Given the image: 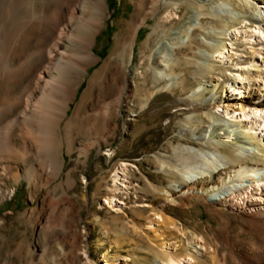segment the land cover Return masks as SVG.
Returning a JSON list of instances; mask_svg holds the SVG:
<instances>
[{
    "label": "rangeland",
    "instance_id": "rangeland-1",
    "mask_svg": "<svg viewBox=\"0 0 264 264\" xmlns=\"http://www.w3.org/2000/svg\"><path fill=\"white\" fill-rule=\"evenodd\" d=\"M173 1L180 4L177 12L169 14L171 20L163 22L157 32L154 29L160 17H165V8H161L158 16H149L139 29L133 55L127 65L125 97L110 107L109 125L112 130H105L96 118L89 119L88 127L76 136L78 148L86 146L87 154L75 151L72 156H68L65 152L63 171L41 188L33 199L30 198L31 188L25 179L16 182L0 171V264H160L162 243H167V252L180 254L182 259L192 253L200 264L245 263L232 255L231 249L239 248L243 241L245 245L253 240L252 233L247 229L252 223L248 214L264 211V179H260L264 170H257L253 176L243 174L236 181L229 179L223 188H211L208 185L201 192L198 185L200 196L186 199L185 207L161 196L168 189L181 195L179 189L182 182L190 183L196 174L182 176L179 172L166 173L159 163V156L166 159L178 145L205 150V140L212 138L224 144L220 146L221 153L218 152V155L228 156L230 152H235L234 146L242 144V140L248 141V138L234 118L223 114L222 108L218 111L212 105L205 107L204 112L212 118L198 121L197 115L191 112L193 106L189 107L184 102L186 98L192 99L194 103L197 101L191 98L192 91L180 84H176L173 90L164 89L163 79L157 83L155 81L159 71L155 67L161 64L163 54L170 52L169 48L180 39L184 43L179 44L181 47L176 51L177 57L189 53L195 59L197 51L203 50L211 63L206 73L211 81H204V70L188 66L181 73L176 69L177 74L168 75V82L185 78L191 82L195 92L199 84L202 86L200 89L207 87L201 91L203 99L216 93L224 99V105L237 108L235 112L239 111L242 104L248 105L246 110L252 108L264 112V75L259 71L264 59V35L260 40L255 37L253 44H249L251 46L247 44L246 38L241 39L245 28L248 30L251 25L258 24L240 13V20L244 19V22L235 26L239 28L236 29L239 32L237 38L220 31V28L228 27L224 19H212L209 20L212 27L205 41L201 29L194 31L189 40L184 32L197 22L195 15L200 12L197 8L199 0ZM106 7L110 17L105 19L94 45L98 62L80 77L77 97L71 102L67 116L71 115L75 104L87 89V94L95 99V108L88 112L90 116H99L100 109L112 101L109 87L95 86V81L89 87V81L94 79L103 60L113 52L116 40L132 18L134 2L106 0ZM143 16L144 13H141L138 18ZM192 37L196 38L197 43L187 45L186 42H191ZM217 42L224 43V49L229 54L224 62L211 56V53L216 54L212 47ZM254 48L259 49L260 53L256 54V59L250 60L254 66H249L244 63L249 59L245 50L251 52ZM192 73L199 78L192 79ZM223 74H240L245 86L240 96L225 91L223 85H217L212 90L210 85L223 80ZM138 83L144 85L141 88V100L135 95ZM117 110L120 114H116ZM190 115V125L194 131L188 128L187 117ZM95 123L97 126L94 127ZM14 132L18 133L19 130ZM97 140L98 145H89ZM248 142H251L250 139ZM246 146L255 151L252 155L249 153V162L264 161L263 152L260 151L264 149V133L255 144L251 142ZM12 163L21 173L28 167V163L18 160ZM119 164L126 166V178H121L123 189L117 191L110 203L111 176ZM67 171H71L76 183L72 187L65 186L68 193L61 204L59 198L63 193L62 188H53L63 181ZM199 180L208 183L210 177ZM254 180L258 181L255 183ZM150 184L158 188L160 193H153L148 187ZM231 191L235 193L233 198L229 194ZM43 199L46 203L52 201L56 206L50 214L41 213L38 209ZM209 203L217 204L218 214H212ZM59 214L66 218L63 227L54 224L48 231L45 230L43 219L48 217L53 220ZM158 215L159 220L156 218ZM163 217L172 219L174 227L163 223ZM150 220L154 222L152 228L148 225ZM125 221L129 222L127 228ZM195 235H200L201 240L195 239ZM200 244L204 245L203 248L199 247Z\"/></svg>",
    "mask_w": 264,
    "mask_h": 264
},
{
    "label": "bare ground",
    "instance_id": "bare-ground-1",
    "mask_svg": "<svg viewBox=\"0 0 264 264\" xmlns=\"http://www.w3.org/2000/svg\"><path fill=\"white\" fill-rule=\"evenodd\" d=\"M133 2L132 18L126 23L123 33L116 40L113 52L103 60L94 79L89 81V87L92 86V81H95V86L109 87L112 98V101L100 109L99 116L93 117L88 115V112L95 108V99L87 94L89 89L75 104L71 115L67 116V113L71 108V102L73 103L74 98L77 97L80 77L86 75L89 68L98 62L94 45L105 19L110 17L106 0H0V160L3 161L0 164V171L16 182L25 179L31 188L29 194L31 199L63 171L65 152L68 156H72L75 151L87 154L86 146L78 148L76 136L79 131L86 129L89 119L95 120L96 118L105 130L111 129L109 125L110 107L121 102L125 97L127 65L133 55L134 42L141 25L147 21L149 16H158L161 8H165V17L161 16V22L158 21L155 26L154 30L157 32L164 24L163 22L171 20L172 17L169 18V14L174 15L180 5L173 0H133ZM197 6L200 10L199 14L195 15L197 22L184 32L187 37L189 36V40L194 31L201 29L205 41L212 27L209 20L212 19H224L228 27L220 28V31L237 38L239 32L236 29L239 28L235 26L241 21L244 22V19L240 20V13L249 16L253 22L258 24L257 26L251 25L248 30L245 28L241 39H247L249 45L255 37L260 40L264 35V0H199ZM141 13H144V16L138 18ZM156 38L157 35L152 39L153 42ZM179 40L169 48L170 52L163 54L161 64L156 65L155 68L159 70L158 78L155 77L156 83L163 79L164 89L173 90L176 84H180L184 89L192 91L191 98L198 102L194 103L192 99L187 98L184 102L189 107L193 106L191 112L197 115L198 121L204 118L211 120L212 117H208V114L204 112L205 107L212 105V108L216 107L218 111L222 108L223 114L234 118L248 141L250 139L255 144L264 133L263 111L252 108L246 110L248 105L242 104L238 108L239 111L235 112L234 109L237 108L224 105V99L216 93L212 97L203 99L201 91L207 87L200 89L201 84L195 92L188 79L180 78L173 81L171 78L172 82H168L166 78L168 75L177 74L176 69L181 73L188 66L204 70L202 76L204 81H211L209 76H206L211 63L207 60L203 50L197 51L195 59L191 58L189 53H185L184 57H177L176 51L181 47L179 44L184 43ZM189 40L186 42L187 45L192 42L197 43L195 37H192L191 42ZM212 48H215L216 54L211 53V56L220 59L221 62L229 57L224 49V43L217 42ZM152 49L153 46L150 47L151 52ZM254 49L251 52L245 50L249 59L244 63L249 66H254L250 60L256 59V54L260 53L259 49ZM261 63L263 65L259 71L264 75V59ZM191 75L192 79L199 78L195 77L194 73ZM142 80L144 81V77ZM243 81L240 74L234 76L223 74V80H217L210 87L215 90L217 85H223L225 91L240 96L245 88ZM143 86V83L136 85L135 95L139 100L142 99L141 88ZM119 112L117 110L116 114H120ZM190 119L191 115L187 117L188 128L194 131L190 125ZM63 120H65L64 123H62ZM95 125L96 123L93 124L94 127ZM14 130H19V132L15 133ZM248 141L242 140V144L234 146L235 152H230L228 156L224 154L223 158L218 155V152L221 153L219 148L224 144L213 138L205 140V150L203 148L195 150L191 146L178 145L166 159L164 156H159V163L163 165L166 173L179 172L182 176L196 174L190 183L182 182L179 189L181 195H177V191L172 192L168 189L165 193L162 192L161 196L185 207L186 199L200 196L197 191L198 185H200L201 192L209 186L223 188L229 179L236 181L241 179L243 174L253 176L257 170H264V161H248L249 155L255 153L254 149L246 146L251 143ZM96 144L98 145V140L89 145ZM260 151L264 156V149ZM14 160L28 163V167L22 173L18 172L17 167L13 166ZM114 172L109 188L110 203H112L111 199L116 197L117 191L123 189L121 178H126V166L119 164ZM207 177H210L208 183H202L199 180ZM261 177L260 179H264V175ZM256 181L258 180H254L255 183ZM75 183L76 180L72 177L71 171H67L63 181L53 188V190L58 187L62 188L63 193L59 198L61 204L64 203V198L68 193L66 187H72ZM148 187L152 189V192L160 193L159 189L151 184ZM229 194L231 198L235 196L234 191ZM44 200L38 209L41 213L50 214L56 206L52 201L46 203ZM209 205L212 207V214H218L217 204L209 203ZM248 216L252 219V223L247 229L252 233L253 240L245 245L244 241L241 242L239 248L231 249V253L238 256V259L244 260V264H264V211L248 214ZM156 218L159 220L160 216ZM65 219L61 214L53 220L47 217L43 219L42 226L45 230L50 229L54 224L63 227ZM163 223L173 225V227L175 224L170 218H166ZM152 224L154 222L150 220L149 228H152ZM125 225L127 228L129 222ZM194 238L201 240L200 235H195ZM166 245L167 243L160 244L162 251L160 264H185V261L187 264H200L192 253L182 259L179 253L177 255L172 251H170L172 253L167 252ZM203 246L199 245L201 248Z\"/></svg>",
    "mask_w": 264,
    "mask_h": 264
}]
</instances>
